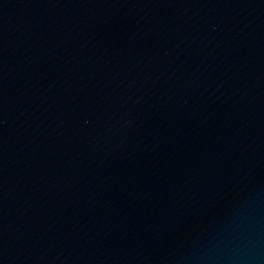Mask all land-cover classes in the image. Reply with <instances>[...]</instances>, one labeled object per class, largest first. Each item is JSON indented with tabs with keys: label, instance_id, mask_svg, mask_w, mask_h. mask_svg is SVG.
<instances>
[{
	"label": "water",
	"instance_id": "obj_1",
	"mask_svg": "<svg viewBox=\"0 0 264 264\" xmlns=\"http://www.w3.org/2000/svg\"><path fill=\"white\" fill-rule=\"evenodd\" d=\"M0 264H264V0H0Z\"/></svg>",
	"mask_w": 264,
	"mask_h": 264
}]
</instances>
